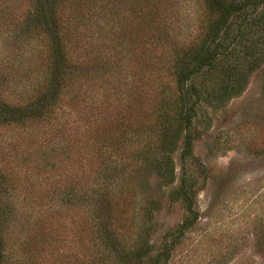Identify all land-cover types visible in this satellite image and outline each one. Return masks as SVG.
<instances>
[{"label": "trees", "instance_id": "obj_1", "mask_svg": "<svg viewBox=\"0 0 264 264\" xmlns=\"http://www.w3.org/2000/svg\"><path fill=\"white\" fill-rule=\"evenodd\" d=\"M16 1L0 0V42L6 45L0 56V128L51 124L65 103L76 105V91L84 85L105 92L103 85L123 81L112 50L115 40L124 45L132 29L143 32L149 65L157 62L166 72L167 78L156 75L146 82L153 97L150 112L142 115L131 108L134 116L122 128V143H113L107 132L95 134V168L82 173L80 188L73 184L53 192L65 208L77 209L92 234V244L82 241L80 264H122L138 228L137 192L145 186L147 165L154 162L156 173L174 183L170 153L197 118L201 101L237 93L246 69L264 60V0H194L200 6L196 32L183 38L158 0H25V10L13 16ZM116 3L125 9L113 7ZM29 52L32 69L25 63ZM135 95L140 107L144 99ZM181 142V157L191 156L190 135L184 134ZM129 144L135 149L126 154ZM155 149L160 157L150 158ZM187 186L183 182L172 192L190 214L181 228L197 218ZM25 190L20 179L0 166V264H70L55 255L60 247L49 236L54 230L42 221L33 228L30 217L39 205H28ZM132 250L136 260L126 264H144L146 252Z\"/></svg>", "mask_w": 264, "mask_h": 264}, {"label": "rangeland", "instance_id": "obj_2", "mask_svg": "<svg viewBox=\"0 0 264 264\" xmlns=\"http://www.w3.org/2000/svg\"><path fill=\"white\" fill-rule=\"evenodd\" d=\"M158 1L174 30L182 32L181 38L196 32L200 6L194 0ZM26 5L25 0H17L11 9L13 16ZM113 7L125 9L119 3ZM142 33L132 29L123 46L120 40L114 42L112 53L123 81L103 85L108 89L105 92L91 83L80 85L84 89L76 91L80 94L75 97L76 105L71 108L65 103L51 124L0 128V166L21 180L28 205H39L30 217L33 228L42 221L48 231L54 230L49 236L60 247L55 255L70 264L81 263L82 241L92 244V234L77 209L65 208L53 192L73 184L79 189L82 173L94 170L98 156L95 134L107 132L113 143H122V128L134 116L131 108L142 115L150 112L148 103L153 97L145 84L156 75L167 76L161 64L149 65V45L145 47ZM3 51L6 45L0 42V56ZM33 53L35 57L37 51ZM29 55L25 58L28 66L32 62ZM2 67L0 63V76L4 75ZM246 71L240 91L199 104L197 118L183 129L170 153L174 183L156 173L154 162L147 165L142 177L145 186L137 192L138 228L127 244L126 261L120 259L122 264L136 260L135 247L146 252L141 259L144 264H264V60ZM135 93L144 99L140 107L136 101L141 99ZM144 120L148 122V117ZM184 134L191 137L192 155L187 158L181 157ZM134 149L129 144L126 154ZM156 157L160 155L155 149L150 158ZM183 182L197 218L181 228L190 214L172 192Z\"/></svg>", "mask_w": 264, "mask_h": 264}]
</instances>
